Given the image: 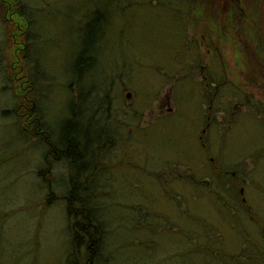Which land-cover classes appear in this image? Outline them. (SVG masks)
Returning a JSON list of instances; mask_svg holds the SVG:
<instances>
[{
  "label": "rangeland",
  "instance_id": "rangeland-1",
  "mask_svg": "<svg viewBox=\"0 0 264 264\" xmlns=\"http://www.w3.org/2000/svg\"><path fill=\"white\" fill-rule=\"evenodd\" d=\"M259 2L258 9L253 0H19L23 18L8 15L2 1L0 111L15 113L0 115V264L72 261L67 158H56V148L46 157L44 140L62 147L71 104L87 119L106 90L112 148L88 188L75 191H94L77 206L94 207L106 220L103 264H264V53L258 57L253 24V5L264 12ZM3 21L33 22L31 39L24 29L7 35ZM81 77L84 90L73 98L77 86L65 85ZM207 81L219 84L216 93ZM94 84L101 86L90 98L85 90ZM25 99L45 139L24 121ZM258 249L245 263L232 258Z\"/></svg>",
  "mask_w": 264,
  "mask_h": 264
},
{
  "label": "trees",
  "instance_id": "trees-1",
  "mask_svg": "<svg viewBox=\"0 0 264 264\" xmlns=\"http://www.w3.org/2000/svg\"><path fill=\"white\" fill-rule=\"evenodd\" d=\"M6 7L5 12L11 14L12 12H15L19 17H25L23 13L20 11L18 5L19 0H0V5L4 7L3 3ZM12 1L14 5H12ZM185 3V0H182ZM195 0H187L188 5H192ZM249 0H244V3H247ZM260 0H253L255 6L259 9L260 6ZM252 4V1H251ZM18 5V6H17ZM253 5V10L256 12L258 18L257 21H255L254 24V33L257 36L256 43H257V54L258 57L263 58L264 52H262V48L259 47V44L263 43L264 41V12L257 10ZM253 13H251L252 15ZM27 18V17H26ZM107 17L103 16L101 17L100 21H97V26L95 30V37H100L104 32V27L106 25ZM33 21V20H32ZM245 22H243L244 24ZM3 24L6 25V31L7 35H13L14 31H23L26 32V37L29 38V31L30 27H33L29 22L26 23L25 28H23V24L14 23L13 21H9L8 24H5V21H3ZM28 26V27H27ZM21 27V28H20ZM32 29V28H31ZM12 38V37H11ZM13 39V38H12ZM31 39V37L29 38ZM31 41V40H30ZM24 44H22V48H24V51L22 52V60L26 61L28 52H29V46L28 42L23 41ZM20 56V55H19ZM264 59V58H263ZM38 66V63L35 61L32 62L31 66ZM32 72H34L35 75H37L39 78H42V74L37 69H32ZM4 77L7 78L6 70H4ZM35 78V77H34ZM43 81V80H42ZM32 83V82H31ZM41 80L36 79L33 81V86L35 89V95H40L38 91V86L40 85ZM211 82L207 81L205 86L207 88L210 86ZM37 85V86H36ZM70 85H76L77 86V94L75 96L71 95L73 98H76L78 95L81 94L83 89V77L78 78V80H72L68 82L65 86L68 88ZM101 85H89L87 90H85L88 93V96L90 98H93V96L96 97V90L99 89ZM7 87V86H6ZM20 88V86L16 87L15 91ZM106 93L99 99V102L95 104V108L93 110H90V116H86L87 119L83 120V115L86 114L85 109H78L77 105L75 103H72L70 106L69 112H67L66 118L62 122V128L65 132V135L63 137V146L58 147L60 155L62 157H66L67 160L65 161L67 167H68V179H69V190L67 191V194L65 196L63 195L64 202H66V210L68 214V219L71 224L72 229V250H71V256L72 261L69 262V264H73V260H76L77 257L83 256L89 264H103V261L100 259L101 254V248L103 243V230H105L107 234V228L104 227V221L105 218L103 216H97L96 212L94 211L95 208L90 207H83L81 210L79 208L83 205H85L83 201L84 198H91L93 194L95 193L90 192L86 195H83L82 197H77V194L75 191L82 190L84 188H88V183L91 182L92 178L99 172L101 168H104L102 166V158L105 157V153L112 148V142L113 138H111L106 131H104V126H109V103L110 99L108 97V90L105 91ZM95 94V95H94ZM25 101L20 103V108L24 109V115L25 120L28 122V119L31 120L33 123V128L31 129V133L33 136H38L40 139H45V136L40 131L38 124H37V118H35V109H32L30 111H27V107L24 104ZM33 103V102H32ZM35 107V106H34ZM101 110L103 112V116L98 113V111ZM29 112L32 113L31 116L29 115ZM15 113L14 109H1L0 115L1 116H9L10 114ZM87 115V114H86ZM99 115V116H98ZM90 117V118H89ZM19 122V121H18ZM30 122V121H29ZM26 126V125H25ZM18 131L20 135L25 136L27 140H29V136L26 133V128L22 125L20 127L18 125ZM97 128L98 132L95 135H90L88 133V129ZM46 132V131H45ZM42 136V137H41ZM39 139V140H40ZM45 141V140H44ZM53 148L56 144V141H51ZM89 159L90 161H87ZM48 196L51 198L53 196V192H50ZM50 199L48 198L47 204H49ZM77 205H80L78 208ZM247 210H249V206L246 207ZM251 213V210H249ZM104 218V219H102ZM215 249H211V253H214ZM255 253L256 255H261L262 251L257 250V252L249 251L247 252V255H244L242 258L237 257L236 255L232 258H235V261H239L240 263H245L246 260H250L251 254ZM233 255V254H230ZM247 258L245 259V257Z\"/></svg>",
  "mask_w": 264,
  "mask_h": 264
},
{
  "label": "bare ground",
  "instance_id": "bare-ground-1",
  "mask_svg": "<svg viewBox=\"0 0 264 264\" xmlns=\"http://www.w3.org/2000/svg\"><path fill=\"white\" fill-rule=\"evenodd\" d=\"M250 1V0H249ZM7 73V72H6ZM34 75V74H33ZM210 86H213V87H215L214 88V92L216 93L217 92V90H218V88H219V84H218V86H214V84H210ZM209 86V87H210ZM221 86V85H220ZM16 98V95L15 94H13V98ZM28 111H30V109H28ZM32 115V113H30L29 112V115L28 116H31ZM40 131L42 132V134L44 135V136H46L44 133V131L42 130V128H40ZM104 131H106V133L108 134V135H110L111 134V131H113V135H114V133L116 132L115 131V129L114 128H112V126L110 127V125L109 126H104ZM44 142H46V144L44 145V146H46L47 148H48V150L45 152V156L47 157V154H48V156L50 155L51 156V152H55L54 151V148H53V146H52V143L51 142H47V141H44ZM54 147L57 149V152H56V154H55V157L56 158H59L60 157V153H58V150H59V148L58 147H56V144L54 145ZM52 157V156H51ZM53 158V157H52ZM43 170H41V169H38L37 170V173L39 174V175H43ZM42 184H43V187H45L46 186V188H48L49 190H50V188H52V184H51V181H47L46 182V185L42 182ZM240 192H242V190H240ZM242 200L244 201L245 199L244 198H242ZM104 232H103V234H105L106 232H105V230H103ZM83 256H79V257H77V259H78V262L79 263H81V264H89V262H87V260H85L84 258H82ZM76 259V260H77Z\"/></svg>",
  "mask_w": 264,
  "mask_h": 264
}]
</instances>
